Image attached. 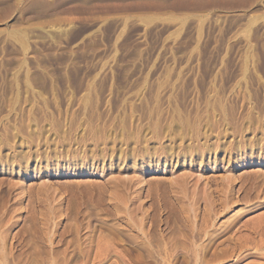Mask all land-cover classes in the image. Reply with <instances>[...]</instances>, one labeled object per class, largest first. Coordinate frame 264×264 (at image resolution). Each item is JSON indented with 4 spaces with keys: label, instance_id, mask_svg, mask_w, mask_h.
I'll return each mask as SVG.
<instances>
[{
    "label": "rangeland",
    "instance_id": "1",
    "mask_svg": "<svg viewBox=\"0 0 264 264\" xmlns=\"http://www.w3.org/2000/svg\"><path fill=\"white\" fill-rule=\"evenodd\" d=\"M263 241L264 0H0V264Z\"/></svg>",
    "mask_w": 264,
    "mask_h": 264
},
{
    "label": "bare ground",
    "instance_id": "2",
    "mask_svg": "<svg viewBox=\"0 0 264 264\" xmlns=\"http://www.w3.org/2000/svg\"><path fill=\"white\" fill-rule=\"evenodd\" d=\"M157 177V176H156ZM246 246V245H245ZM243 247V249H245V248H247V247H244V246H242ZM242 247L240 248V249H242ZM254 247V246H253ZM197 249V248H196ZM253 249V248H252ZM195 250V249H194ZM193 253V252H192ZM252 253H254L255 255H257L256 257H257V259H249L247 262H245L244 264H264V241L262 242V243H259V245L257 244L256 246H255V248H254V250L253 251H251V252H247V253H245V254H238V256H236L235 258H234V260L231 262V263H226V264H237L238 263V261H240L242 258H244V257H246V256H248V255H250V254H252ZM191 254V253H190ZM242 255V256H241ZM253 255V254H252ZM192 256V255H191ZM167 257V256H166ZM194 257V256H193ZM192 257V258H193ZM198 257L196 256V258H195V262H194V264H201V262L200 261H198V259H197ZM203 260V259H202ZM210 263V262H209ZM110 264H117L116 263V261L115 260H113L112 259V261H110ZM173 264V263H172ZM214 264H223V263H214Z\"/></svg>",
    "mask_w": 264,
    "mask_h": 264
}]
</instances>
